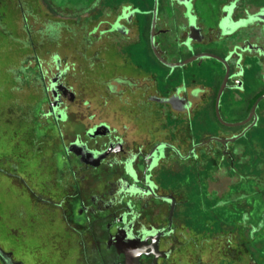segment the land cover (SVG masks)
<instances>
[{
	"label": "rangeland",
	"instance_id": "374dc122",
	"mask_svg": "<svg viewBox=\"0 0 264 264\" xmlns=\"http://www.w3.org/2000/svg\"><path fill=\"white\" fill-rule=\"evenodd\" d=\"M119 1L0 0V249L6 253L13 252V258L23 264L111 263L105 258L108 256L105 244L99 239H93L94 233L95 236H99L98 238H102L107 221L102 220L105 212L97 210L88 214L93 225L95 224L90 230L84 214L76 213L72 216L70 212L71 208L77 212V208L82 205L80 203L82 199L85 200L84 204L89 205L90 195L106 189L107 183L115 177L116 172L113 169L103 173L102 169L88 171L85 167L79 168L72 163L76 161V155L70 151V145L73 143L70 142L76 137L77 144L82 142L85 148H94L92 141L88 140L89 133L88 136L85 133L90 120L89 113L94 107L98 108L101 116L106 119L105 116L112 112L111 109L117 106L120 108V100L112 96V102L109 103L111 109H108V106L103 107L101 104L103 100L99 96L90 97L89 82L86 89L78 88L80 82L87 83V80L82 78L80 81L71 69L67 83L76 91L78 97L68 105L69 119L67 120L68 115H66L67 118L61 119L63 122L57 121L50 114V97L46 94V86L47 83L50 84V78L57 73L54 56L59 51L57 47L52 46L53 43L51 45L47 43L45 48L44 39L57 40L55 33L48 32L54 31L52 25L63 22L66 29L77 30V37L78 34L87 35L85 40L83 38V40H75L76 42L88 43L91 19H97V22L100 18L111 19L106 15L110 11L108 5L110 2L118 4ZM121 1L142 9L151 6L152 3V0ZM174 2L160 0V9L163 12L159 14L157 27L169 32H162L158 39L161 41L160 46L166 51V58L173 61L182 59L188 54L186 46L191 48L193 45L196 50H209L227 56L235 46L250 42L264 52L262 30L264 22L260 21H264V0H193L192 11L194 10L193 14L196 17H192L190 21L196 22L194 34L196 35L198 31L200 39L194 43L191 37L193 34L187 39L189 31L185 16L187 8L177 0ZM19 3L26 13L30 11L28 14H31L29 18L30 22H33L31 27L34 34L33 42L35 41L38 48L43 49L40 52L41 59L36 58L32 53L33 42H30L26 30L24 31V16L17 7ZM232 4H236L233 16L230 19H223L219 24L224 16V10L230 9L229 6ZM22 7H19L20 10ZM41 13L44 15L40 16ZM109 13L114 14L115 11ZM148 14L147 24L151 19L150 13ZM93 15L95 17L92 18ZM26 18L24 17L25 20ZM233 19L239 20L234 22ZM28 23L29 21L26 20V27L29 29ZM238 28L239 31L232 36L231 33ZM35 31H39V34ZM65 33L69 35L66 30ZM36 40H39L38 44ZM40 41L43 43L39 44ZM80 45L82 44L78 43V46ZM172 47L176 53H170ZM202 52L204 54L198 58L199 61L203 60V65L198 66L197 63L191 65L193 82L188 86L194 101L191 130L195 140H206L216 132L225 135L227 131L231 133L240 130L223 127L216 120L212 96L222 81V71L218 69L221 65L217 64L213 59L215 57L208 54L209 52ZM76 56L78 60L80 57ZM242 56L245 67L244 89L227 90L226 96L224 94L220 98L221 115L229 122L245 118L254 96L264 92V53L263 56L253 57L244 52ZM236 58L238 56L234 54L231 62H236ZM83 60L88 62L87 58ZM38 62H43L44 68L49 69L47 77H42L36 69ZM187 69L185 67V72ZM236 70L237 65L233 64L231 71L236 72ZM106 95L108 96L107 93ZM88 101L94 103L90 106L87 104ZM66 103L67 101L64 100L63 104ZM257 111L259 118L256 125L232 149L240 160V175L238 171V174L232 173L229 176L226 170L222 171V167L221 170L218 169L217 164L223 165L224 162V160L219 161L222 146L219 143L208 146L207 150L211 151L208 157H211L208 163L211 167L209 169L211 177L207 180L205 189L208 196L203 199L207 204L203 205L198 213L196 212L201 216L200 223L197 221L191 224L193 241L187 244L186 255H183L185 258L182 256V260L180 258L176 260L174 253L175 256L170 264H264V98ZM165 112L167 110L161 114V117H150L161 123L163 132H166L170 126H177L179 133L188 130L190 125L188 113H177L178 117L170 121V114ZM134 129L136 134L144 137L138 126ZM130 133L132 134V130ZM126 135L129 133L126 132ZM181 151L186 153L187 147H182ZM67 161L72 162L68 164ZM187 165L188 163L184 161H178V164L172 163L169 171H166L168 172L166 176L170 179L171 172L178 171L180 177L183 174V180H188L179 183V186L203 184L201 181L196 183L193 177L195 173L190 177ZM67 166L68 170H66ZM197 167L198 171H202L203 161H200ZM73 169L79 174L77 176L81 183L76 182L78 178L74 174L72 179L74 183L65 184L62 192L65 193L66 199L69 196L76 197L75 202L71 203L67 200L66 210L62 212L55 204L42 202V197H48L55 202L60 200L61 194L55 187L56 182L58 183L59 176L68 174L71 177L70 173ZM83 169L89 175L82 173ZM206 176L207 174L205 178ZM115 190L116 188L113 187L107 195L101 197L105 201L112 198L113 202H116L118 196ZM199 193L198 190L193 192L195 196L201 197ZM180 197L184 202H190L188 201L190 197L185 195ZM191 206L189 203L183 208L178 207L176 217L179 222L190 224L192 214L194 217ZM112 210L117 213L120 211L118 207H113ZM59 224L66 230L69 241L63 243L62 230L57 226ZM0 264H8L2 255H0Z\"/></svg>",
	"mask_w": 264,
	"mask_h": 264
},
{
	"label": "flooded vegetation",
	"instance_id": "af4514ba",
	"mask_svg": "<svg viewBox=\"0 0 264 264\" xmlns=\"http://www.w3.org/2000/svg\"><path fill=\"white\" fill-rule=\"evenodd\" d=\"M177 1L187 8V12L185 13L189 26L187 39L190 34H193L191 36L193 37V43L200 41L198 31L196 35L194 34L196 22L191 23L190 21L195 16L193 14L194 10L192 11V4L194 6L193 0H188L189 2H186V0ZM113 3L110 2L108 6H110V11L114 10L115 13L111 14L108 11V14H106L111 19L100 18L98 22L96 21L97 19H91L92 23L88 43L86 41L76 42L75 40H83V38L85 40L87 35L78 34L77 37L76 29H66L64 27L65 24L58 21V25H52L54 31H47L49 34L55 33L57 40L51 39V41L43 37L45 48H47V43H49L48 45L53 43L52 46L54 48L57 47L59 51L54 56L57 73L50 78V84L47 83L46 86V94L50 97V114L57 121L61 122L63 117L67 118L69 103L75 101L78 97L76 91L67 83L71 69L74 76L79 77L80 81L82 78L87 80V83L80 82L78 88L80 87L82 90L86 89L89 82L90 97L99 96L103 100V102L100 101L103 107L108 106V109H111L109 103L112 102V96L116 100H120L121 105V109L118 106L111 109L112 112L105 116L106 119L101 116L102 114L98 108L94 107L89 113L90 120L88 126H86L85 133L87 136L89 133L88 140L92 141L94 148H85V144L82 142L77 144L78 138L76 137L70 142H73L70 145V151H73L71 153H75L76 161H67L68 164L71 162L75 163L79 168L85 167L88 171L102 169L104 173L106 170L113 169L116 172L115 177L107 183L108 187L106 189L101 190L100 193L90 195L91 203L89 205L84 204L85 200L82 199L80 201L82 205L77 208V212L74 208H71L70 213L72 216H75L76 213L84 214L88 221H86L88 230H90L95 224L93 225L88 214L94 213L97 210L105 212L102 220L107 221L101 235L102 238H98L99 236H95L94 233L93 239H99V241L105 244L108 250V256L105 258L111 262L110 264H170L175 256L174 253L176 254V260H179V258L182 260L181 257L186 255L185 249L187 244L193 241L190 232L192 229L191 224L193 225L197 221L200 223L201 216H198L197 213L203 205L207 204L203 199L208 196L205 189L208 184L207 180L211 177L209 170L211 167L208 165L209 160H211V157L208 158L211 151L207 150L208 146L212 143H219L222 146L219 161L224 160V162L223 165L217 164L218 169L221 170L222 167V171L226 170L229 176L232 173L238 174V171L240 175V160L237 159L232 149L256 125L259 118L257 111L259 105L256 109V114L249 122L239 126H227L223 124L228 129L239 128L240 130L231 133L227 131L225 135L208 136L206 140H195V135L191 130L193 126L192 113L194 111V101L191 90L188 88L189 84L193 82V71L187 69L185 72V67L199 61V58H195L193 61L187 63L185 61L205 50H196L194 45L191 48L186 46L188 49L186 57L177 59L176 61L166 58V51L160 46L161 41L158 38L162 32L169 31L161 30L157 27L159 14L162 11L159 9L157 0L149 11L121 0L117 2L118 4ZM20 6L22 7L19 3L17 6L19 12L25 18L27 17L26 20L29 21L28 29L26 27V20L23 17L24 31L26 30L28 38L32 43L34 34L31 29L33 22L31 23L29 18L31 14H28L30 11L26 13L23 7L20 10ZM235 11L234 6L229 10H224V16L219 21V24L225 18L230 19ZM148 13L151 15L149 29L146 18L149 15ZM43 15L44 13H41L40 16ZM93 17L95 16L93 15ZM238 20L233 19L234 22ZM260 21L264 22L263 20ZM55 27H57V30H55ZM65 30L69 35L65 33ZM82 31L83 29L80 30V32ZM238 31L239 28L231 33V35H234ZM35 32L39 34V31ZM42 43V41L39 42V44ZM78 43L82 45L78 46ZM31 48L36 58L41 59L40 52L43 49L41 47L38 48L35 41ZM256 48L257 46L247 42L230 51L231 55L229 58L225 57L227 61L224 62L222 59H219L222 81L217 90L215 104L218 92L226 77V66L227 64L230 66L229 61L232 56L234 54L238 56L236 58L237 62H235L237 70L236 72H230V77L222 95H226L227 90L242 91L244 89L243 77L245 75V67L242 63L244 59L242 53H249L253 57L258 55L263 56L264 52ZM174 50L173 48L170 53H176ZM74 54L80 58L77 60V56ZM64 57L67 58L64 59ZM85 58L88 59V62L83 60ZM171 63L179 64L171 65ZM180 63L183 64L180 65ZM37 65L36 69L39 70L41 76L47 77L49 69L47 67L44 68L43 62H38ZM106 93L108 96L110 95V98H108ZM262 94L264 92L260 95ZM64 100L67 101L66 104H63ZM88 102L87 104H90V106L94 103L93 101ZM62 105L63 107H60ZM252 106L248 109V114L245 118L235 122L247 119ZM164 109L167 110L165 114L169 113L172 119L178 117L176 116L177 113H188L190 125L186 131L187 134L184 131L179 133L177 126H170L166 132H163L161 130V123L156 121V119L150 118L161 117V114L165 111ZM135 126H138L145 138L136 134ZM131 130L133 135L130 133ZM126 132L129 135H126ZM183 133L186 135H182ZM136 135L138 137H135ZM233 137L236 138L234 140H225L232 139ZM221 139L225 141L223 142ZM135 143H138V145H135ZM182 147H187L186 153L181 151ZM133 148L137 149V151ZM178 161L187 162V166H189L187 171L190 177L195 173L193 177L197 181L196 183L201 181L203 184L195 183L196 185H193L192 183L189 187L179 186V183L188 180H183V174L180 177L178 171H172L171 178L168 179V176H166L168 172L166 171H169V166L172 163L178 164ZM200 161H203L202 171L200 169V171L197 170ZM66 170H68V166ZM82 173H86V171L84 170ZM74 174L78 178L76 182L79 181L81 183L80 178L77 176L79 174L73 169L70 173L71 177L68 174L59 176L60 179H58V183L56 182L55 187L61 194L60 200L55 202L48 197H42V202L55 204L61 212L65 211L67 200L72 203L75 202L74 199L76 197L69 196L66 199L64 198L65 193L62 191L65 189V184L70 185L74 183L72 180ZM90 174L92 175V173ZM87 175L89 174L86 173ZM113 187L114 189L116 188L115 193L118 196L116 202H113L112 198L109 201L103 200L101 196L107 195L108 191ZM196 190L201 193H199L201 197L193 194ZM30 192L32 191L30 190ZM181 195L190 197L188 201L192 205L191 209L194 217L191 213L189 225L179 222L176 217L178 207L183 208L185 204L189 205L188 202L186 203L180 199ZM113 207H118L120 211L117 213L115 210H112ZM57 226L62 230L63 243L69 241L67 240L68 234L63 226L61 224ZM71 239L73 240V236ZM0 255H2L8 264H23L21 261H16L13 258V252L11 251L6 253L0 249Z\"/></svg>",
	"mask_w": 264,
	"mask_h": 264
},
{
	"label": "water",
	"instance_id": "95a60500",
	"mask_svg": "<svg viewBox=\"0 0 264 264\" xmlns=\"http://www.w3.org/2000/svg\"><path fill=\"white\" fill-rule=\"evenodd\" d=\"M203 54H204V52H201V53L197 54L196 56L187 59L185 61V63L190 62V61H193L195 58L201 57ZM208 54L213 55V57H215V58L222 59L224 62L227 61L226 58L224 59V58L220 57L219 55H217L215 53L209 52ZM178 64L179 63H171V65H178ZM182 64L183 63H180V65H182ZM226 68H227L226 77L224 78L223 84H222V86H221V88H220V90L218 92V96H217V99H216V104H215L216 105V114H217V117L220 120V122L222 124H224V125H227V126H239V125H243V124L249 122L253 118V116L256 114V109H257L260 101L264 98V94L260 95L256 99V101L254 102V104L252 106V109H251V112H250V114H249V116H248L247 119H245L243 121H240V122H228V121L224 120L223 117H222V115H221V112H220V97H221V95H222V93H223V91H224V89H225V87L227 85V81H228V79L230 77V72H231V70H230L231 67L228 64H227ZM235 138L236 137H233L232 139H225V140H234ZM225 140L224 139H221V141H223V142Z\"/></svg>",
	"mask_w": 264,
	"mask_h": 264
},
{
	"label": "trees",
	"instance_id": "16d2710c",
	"mask_svg": "<svg viewBox=\"0 0 264 264\" xmlns=\"http://www.w3.org/2000/svg\"><path fill=\"white\" fill-rule=\"evenodd\" d=\"M156 2V0H152V3L150 4L151 6H149V7H147V8H143V9H146V11H149V9L151 10V7L153 6V4ZM157 2H158V5H159V9H160V5H161V3H160V0H157ZM236 4H232V5H230L229 7H230V9H231V7L232 6H235ZM226 9V8H225ZM161 10V9H160ZM229 10V9H228ZM161 12V11H160ZM163 12V11H162ZM148 24H149V26H148ZM147 24V26H148V29H149V27H150V22ZM256 26V25H255ZM262 30L264 31V24H263V26H262ZM222 34V33H221ZM233 36V35H232ZM254 46H256L255 44H254ZM235 47H238V46H235ZM234 47V48H235ZM233 48V49H234ZM205 51H207V50H205ZM232 51V50H231ZM207 52H212V53H215V52H213V51H207ZM215 54H217V53H215ZM218 55V54H217ZM231 55V52H229L228 54H227V56H221V55H219L220 57H223V58H225V57H227V58H229V56ZM219 65H220V61H219V59H217V58H213ZM231 60H232V58H231ZM231 60L229 61L230 62V67H231V69H232V66H233V64H235L236 65V63L234 62V63H232L231 62ZM237 62V61H236ZM220 71H221V69H220ZM218 88L219 87H217V89H216V91H215V93L213 94V96H212V106H213V109H214V115L216 116V112H215V97H216V94H217V90H218ZM261 94V93H260ZM260 94H257V95H255L254 96V98L252 99V101L250 102V105H249V108L252 106V104L255 102V100L257 99V97L260 95ZM169 120L171 121L172 120V118L170 117L169 118ZM216 120H217V122L221 125V126H223L224 127V125L223 124H221L220 122H219V120L217 119V116H216ZM218 132H216L215 134H212L211 136H213V135H219V134H217Z\"/></svg>",
	"mask_w": 264,
	"mask_h": 264
},
{
	"label": "crops",
	"instance_id": "0c3cea01",
	"mask_svg": "<svg viewBox=\"0 0 264 264\" xmlns=\"http://www.w3.org/2000/svg\"><path fill=\"white\" fill-rule=\"evenodd\" d=\"M201 62V63H200ZM195 63H197L198 64V66H202L203 65V60H201V61H196V62H193V63H191V64H189L188 66H187V68L189 69V70H191V65L192 64H195ZM201 64V65H200ZM218 64V63H217ZM219 65V64H218ZM219 70H220V68H218ZM226 94H227V92H226ZM226 96V95H225Z\"/></svg>",
	"mask_w": 264,
	"mask_h": 264
}]
</instances>
